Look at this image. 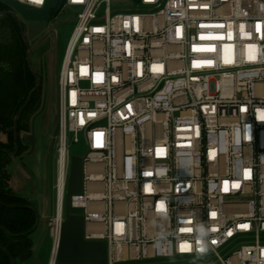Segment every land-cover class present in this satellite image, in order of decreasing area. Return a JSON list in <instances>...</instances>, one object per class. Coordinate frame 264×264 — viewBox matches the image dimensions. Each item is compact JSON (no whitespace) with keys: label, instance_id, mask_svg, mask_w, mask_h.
Segmentation results:
<instances>
[{"label":"built area","instance_id":"2783aa9c","mask_svg":"<svg viewBox=\"0 0 264 264\" xmlns=\"http://www.w3.org/2000/svg\"><path fill=\"white\" fill-rule=\"evenodd\" d=\"M134 3L59 0L54 14L79 10L57 74L48 264L82 141L70 208L107 264H264V0Z\"/></svg>","mask_w":264,"mask_h":264},{"label":"rangeland","instance_id":"374dc122","mask_svg":"<svg viewBox=\"0 0 264 264\" xmlns=\"http://www.w3.org/2000/svg\"><path fill=\"white\" fill-rule=\"evenodd\" d=\"M111 4L113 8L136 7L133 0H111ZM57 11L53 10L52 16L43 22V30L31 41L35 45L31 59L40 77L42 97H44V89L46 90L45 111L36 126L37 133L40 127H44L43 136L38 137L37 141L39 149L29 157L22 158L28 153L25 152L22 157L10 158V163L5 166V171L11 176L13 187L19 193H40L41 198L47 199V212L50 218L54 216L56 207L58 132L54 126L56 79L75 28L74 14H77L79 10L71 7L54 15ZM22 20L26 26L32 23L24 18ZM4 139V134L0 133V141ZM69 151L71 155L83 156L87 147L82 141L80 144L73 145ZM74 212L82 214L83 210H74ZM33 241L35 243L33 254L24 262L19 260L17 264L49 263L53 246L50 226H40L33 234Z\"/></svg>","mask_w":264,"mask_h":264},{"label":"trees","instance_id":"16d2710c","mask_svg":"<svg viewBox=\"0 0 264 264\" xmlns=\"http://www.w3.org/2000/svg\"><path fill=\"white\" fill-rule=\"evenodd\" d=\"M8 7L0 3V12ZM0 130L8 134V143L1 144L8 152H14L15 117L26 103L37 80L27 61V45L23 40L16 21L10 16L0 17ZM42 87L34 93L23 111L18 128L28 132L32 118L43 103ZM22 150L18 156H22ZM10 163V156L5 155L4 164ZM11 176L0 168V264H11L23 256L32 255L33 234L23 235L32 230L37 222L36 213L28 208H37V204L24 198L13 197L17 194L10 186ZM18 235V236H14ZM7 249L8 252H5Z\"/></svg>","mask_w":264,"mask_h":264},{"label":"water","instance_id":"95a60500","mask_svg":"<svg viewBox=\"0 0 264 264\" xmlns=\"http://www.w3.org/2000/svg\"><path fill=\"white\" fill-rule=\"evenodd\" d=\"M139 3L140 0H134ZM59 0H48L46 7L41 10H31L26 9L22 5L17 2L11 1L9 5L13 8V10H8L5 12H0V17L10 16L12 17L21 32L24 42L27 45V61L29 66L36 77L37 83L35 88L30 92L26 103L20 109L17 116L15 117L14 124V132L16 136L15 141V151L8 152L3 151L4 154L10 156V158H16L19 150V133H18V124L19 119L32 99L34 93L38 91L40 88V77L32 63L31 55L34 49V44L31 41L36 38V36L43 30L42 22L47 21L50 18L53 10H57ZM21 17L27 21L33 22L30 24L27 29H25L24 24L21 21ZM56 92H57V79H56ZM57 94V93H56ZM46 107V90L44 89V97L43 103L40 111L35 114L31 121V134L24 136V144L27 146H31V151L24 155V157H29L38 151L37 141L38 137L43 136L42 129H39V133L36 131V126L39 118L43 115ZM54 126L57 128L58 126V113H57V98H56V112L54 114ZM42 133V134H41ZM39 134V135H38ZM41 136V137H42ZM7 173V172H6ZM83 186V161L81 156H72L71 159V167L69 174V182L67 195L65 200V220L62 225L61 239L57 253V262L59 264H107V244L103 241H88L85 239L84 231H85V219L82 214H76L71 212L70 208V199L73 195H78L82 192ZM13 197L16 198H24L35 202V200L30 199L29 197L17 193L13 194ZM43 199V198H41ZM37 204V203H36ZM28 208L32 209L37 215V222L31 231L23 234L29 235L35 233L40 226L45 227L49 225L51 219L48 215V207H47V199L44 197L42 201V208L38 210V208L28 206ZM0 230H5L3 227ZM18 236V235H14ZM34 246L32 248V254L34 252ZM5 252H8L5 249ZM26 260V256H23L21 261L24 262ZM17 262L14 259H11V264H16Z\"/></svg>","mask_w":264,"mask_h":264},{"label":"flooded vegetation","instance_id":"af4514ba","mask_svg":"<svg viewBox=\"0 0 264 264\" xmlns=\"http://www.w3.org/2000/svg\"><path fill=\"white\" fill-rule=\"evenodd\" d=\"M44 129V127H42ZM0 133L1 134H4L5 136V139L0 141L1 144H6L8 143L9 139H8V134L4 131V130H0ZM18 133H19V150H18V154H17V157H20L18 156L20 154V152L23 150L24 153L23 155L25 154V152H30L31 151V146H27L25 145L23 142H24V136L26 135H30L31 134V128L28 132H24L22 130H19L18 128ZM15 141H16V136H15V132H14V145H15ZM3 151H7V149L5 147H3L2 145H0V168H3L4 171H5V166L6 164H4V157L6 154L3 153ZM15 151V150H14ZM22 155V156H23ZM21 156V157H22ZM16 157V158H17ZM6 172V171H5ZM22 259V258H21ZM26 260H27V257H26ZM19 261V260H18ZM21 261V260H20Z\"/></svg>","mask_w":264,"mask_h":264},{"label":"crops","instance_id":"0c3cea01","mask_svg":"<svg viewBox=\"0 0 264 264\" xmlns=\"http://www.w3.org/2000/svg\"><path fill=\"white\" fill-rule=\"evenodd\" d=\"M40 129H42L41 131H42V133L44 132V130H43V128L42 127H40ZM9 174V173H8ZM10 175V174H9ZM10 185H11V188L16 192V193H19L14 187H13V185H12V182H11V180H10ZM20 194H23V195H25V196H27V197H29L30 199H33V200H35L36 201V203H37V208H38V210H40V211H42L41 210V208H42V199H41V194L39 193V194H37V193H20ZM17 263H18V261H17ZM16 263V264H17Z\"/></svg>","mask_w":264,"mask_h":264}]
</instances>
